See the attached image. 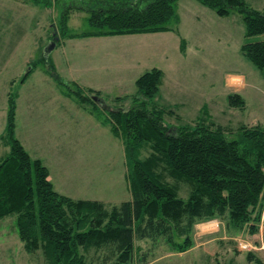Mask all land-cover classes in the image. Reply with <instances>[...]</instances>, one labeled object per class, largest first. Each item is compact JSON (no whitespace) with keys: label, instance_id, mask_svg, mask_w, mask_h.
Listing matches in <instances>:
<instances>
[{"label":"rangeland","instance_id":"374dc122","mask_svg":"<svg viewBox=\"0 0 264 264\" xmlns=\"http://www.w3.org/2000/svg\"><path fill=\"white\" fill-rule=\"evenodd\" d=\"M139 1L140 7L149 2ZM246 1L264 12V0ZM192 2L199 9L175 3L180 36L114 42L59 37V13L69 9L71 32L87 31L88 16L101 6L95 0H52L47 7L0 0V135L8 97L15 95V136L32 159L47 167L54 189L74 200L118 205L131 198L126 157L122 141L103 121L107 108L127 110L133 105L138 96L135 80L151 67L163 72L152 104L167 111L163 124L170 130L212 120L235 138L240 126H264V76L240 52L243 43L262 41L264 34L246 38L238 12L220 18ZM55 33L60 41L53 40ZM241 77L246 88L240 96ZM75 86L100 92L97 114L90 112L91 105H80L63 94ZM229 94L242 97L244 106L231 107ZM8 150L0 142V160ZM150 151L144 147L141 158ZM163 176L177 185L180 197L188 196L190 185L174 181L166 172ZM258 224V231L251 234L246 226L229 229L223 218L198 223L193 246L184 253L175 252L162 238L137 240L135 259L138 264H249L246 254L253 252L264 263V219L261 222L260 217ZM241 244L248 249L241 250ZM0 264H44L41 250L25 251L15 214L0 219Z\"/></svg>","mask_w":264,"mask_h":264},{"label":"trees","instance_id":"16d2710c","mask_svg":"<svg viewBox=\"0 0 264 264\" xmlns=\"http://www.w3.org/2000/svg\"><path fill=\"white\" fill-rule=\"evenodd\" d=\"M20 1L52 4V0ZM95 1L101 6L88 16L87 31L71 32L69 9L59 13L60 39L178 33V0H149L145 7L139 0ZM194 1L220 18L238 12L246 38L264 34V12L246 0ZM180 51H185L182 39ZM240 52L264 76V40L245 42ZM49 69L60 84L50 63ZM162 78L158 68L145 71L135 80L140 99L134 97L127 110L107 108L103 123L123 143L131 194L130 200L118 205L74 200L54 189L47 167L32 159L15 136L16 97L9 95L0 135V142L9 147L0 160V219L16 215L17 234L27 253L41 250L44 264H138L137 240L162 238L175 252L184 253L193 246L194 227L201 222L223 218L229 229L246 226L251 234L258 231L264 207V126H240L235 138L212 120L170 130L163 124L167 111L152 104ZM63 94L80 105H91L93 114L99 111L93 100L100 98L99 91L75 86ZM227 98L231 107L244 106L237 94ZM146 146L151 151L141 158ZM163 172L190 185L186 198L179 196L177 185L166 182ZM246 261L264 264L253 252L246 254Z\"/></svg>","mask_w":264,"mask_h":264},{"label":"crops","instance_id":"0c3cea01","mask_svg":"<svg viewBox=\"0 0 264 264\" xmlns=\"http://www.w3.org/2000/svg\"><path fill=\"white\" fill-rule=\"evenodd\" d=\"M193 0H178L177 2H176V5H178V6H184L185 5V7L186 8H189V9H199V8H197V6H195V4H194V2H192ZM247 2V1H246ZM248 3V2H247ZM250 6H251V4L250 3H248ZM255 10H257V9H255ZM258 11H260V10H258ZM261 11H263V10H261ZM201 12L203 13V14H208V12H206V11H203V10H201ZM209 15H212V14H209ZM229 17V16H228ZM160 34H162V35H166V36H169V35H177V36H180V33H179V30H178V34H175V33H173V32H163V33H155V34H140V35H123V36H112V37H91V39H94V41H97L96 39H103V40H101V41H114V42H121L122 40H124V41H131V40H133V39H143V38H146V37H149V36H155V35H160ZM128 46V45H127ZM122 49L123 50H125L126 49V46H122ZM140 64V63H139ZM152 68H155V67H151V69ZM150 70V69H149ZM238 81H242L240 84H242L239 88H238V90H239V95H240V92H242V91H244L245 90V88H246V86H245V80H244V77H241V79L240 80H238ZM235 85V84H234ZM238 87V86H237ZM241 96V95H240ZM242 98V97H241ZM4 146H7L6 144H4ZM8 147V146H7ZM9 151V150H8ZM49 179H50V177H49Z\"/></svg>","mask_w":264,"mask_h":264},{"label":"built area","instance_id":"2783aa9c","mask_svg":"<svg viewBox=\"0 0 264 264\" xmlns=\"http://www.w3.org/2000/svg\"><path fill=\"white\" fill-rule=\"evenodd\" d=\"M263 219H264V214L262 213V214H261V222H262ZM241 247H242L241 250L248 249V245H247V244H244V245L241 244ZM239 249H240V248H239ZM248 251H249V250H248Z\"/></svg>","mask_w":264,"mask_h":264},{"label":"water","instance_id":"95a60500","mask_svg":"<svg viewBox=\"0 0 264 264\" xmlns=\"http://www.w3.org/2000/svg\"><path fill=\"white\" fill-rule=\"evenodd\" d=\"M93 100H94L95 102H97V103H98V102H102L101 99L96 98V97H94Z\"/></svg>","mask_w":264,"mask_h":264}]
</instances>
